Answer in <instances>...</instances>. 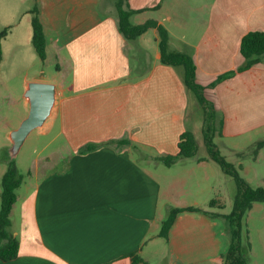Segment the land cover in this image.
Here are the masks:
<instances>
[{
	"label": "crops",
	"instance_id": "1",
	"mask_svg": "<svg viewBox=\"0 0 264 264\" xmlns=\"http://www.w3.org/2000/svg\"><path fill=\"white\" fill-rule=\"evenodd\" d=\"M129 7L141 11L134 25L153 20L169 31L170 50L192 56L203 86L242 66L243 37L264 32V0H130ZM35 8L46 37L43 63L56 64L53 75L27 67L31 59L41 62L32 44ZM0 21L9 30L1 62L10 60L14 75L25 77L14 118L0 110L9 133L0 151L11 147V133L29 114L28 85L53 84L57 93L39 134L32 141L31 133L18 153L28 140L31 147L43 144L16 191L11 220L18 256L0 264H132L133 254L148 264H223L231 241L217 188L232 177L194 129L199 102L184 69L162 64L158 31L127 40L111 0H0ZM205 96L222 120L217 138L264 126V57ZM187 129L198 143L195 158L171 167L153 160L177 155ZM93 145L102 146L85 149ZM224 146L242 169L238 146ZM1 195L2 189L0 207ZM173 207L204 212L178 214L166 239L162 223ZM248 224L251 264H264V203L254 204Z\"/></svg>",
	"mask_w": 264,
	"mask_h": 264
},
{
	"label": "trees",
	"instance_id": "2",
	"mask_svg": "<svg viewBox=\"0 0 264 264\" xmlns=\"http://www.w3.org/2000/svg\"><path fill=\"white\" fill-rule=\"evenodd\" d=\"M129 0H117L116 9L118 14V28L122 35L129 41L137 40L148 30L155 28L159 36V49L161 52V62L164 65L183 68L184 80L187 88L191 90L204 112L207 114L206 130L204 132V142L210 158L216 162L220 168L231 176L237 185V192L233 200V209L230 214L223 215L226 220L227 232L230 236V246L223 255V264H251L252 245L250 241V229L248 224V215L255 203H264V188L251 185L245 180L236 167L229 163L218 150L214 142L215 136L219 133L221 136L222 120L219 118L215 105L207 100L205 91L217 87L222 82L235 77L238 73L247 71L260 63L264 57V32L252 31L246 34L241 42V55L244 64L234 71H230L218 76L207 86L200 85L196 81V65L192 56L170 50L172 37L169 31L156 21L150 20L141 25H134L132 17L141 12L132 10L128 4ZM33 20V47L42 62L46 60V37L43 26L37 15L36 8L32 11ZM9 30L0 33V63L2 61V41L7 36ZM218 122V123H217ZM122 144H130L128 141H122ZM264 143H259L256 148L246 153H241L240 157L245 155L258 154V150ZM102 145L88 146L86 150L100 148ZM179 152L177 155L156 156L154 161L171 167L177 163L195 158L198 154V143L194 132L187 129L182 135L178 144ZM8 158V157H7ZM9 160V159H8ZM241 169V166H238ZM24 176L18 169L14 161L8 162V167L2 177V195L0 207V259L4 262L12 261L18 256L19 242L12 233L11 214L17 201V189L22 185ZM212 201L211 205H215ZM182 212H204L199 208H171L165 220L162 223L160 236L168 238L169 231L174 224L178 214ZM132 264H148L140 256L131 255Z\"/></svg>",
	"mask_w": 264,
	"mask_h": 264
},
{
	"label": "rangeland",
	"instance_id": "3",
	"mask_svg": "<svg viewBox=\"0 0 264 264\" xmlns=\"http://www.w3.org/2000/svg\"><path fill=\"white\" fill-rule=\"evenodd\" d=\"M114 1L115 3L117 0H111ZM130 3V0L128 1V4ZM140 13V12H139ZM138 14V13H137ZM136 15V14H135ZM8 30L4 25H2L0 21V33L3 31ZM9 33V31H8ZM8 35V34H7ZM25 55V54H24ZM35 57L37 58L36 61H39V58L36 54H34ZM42 62V61H41ZM39 63V62H33V60H29L28 63V68L30 69L32 67L33 71H39V70H45L48 75H53L56 74L57 68L56 64L52 61H49L47 64L45 63ZM37 63V64H36ZM14 69V63L9 60H5L4 62L0 63V110L3 112V114H8L10 117L14 118L13 116L15 115V112L17 110V105L18 101L20 99L23 100V94L24 92L22 91V86H23V81L25 77H17L18 75H14L13 70ZM13 73V74H12ZM33 74V72H31ZM18 74V73H17ZM65 77L67 78V73L64 72ZM53 79V77H51ZM60 77H58L59 80ZM11 84V91L7 89V83ZM6 83V85H5ZM200 106V104H199ZM200 111V112H199ZM196 111L198 117V126H194V129L198 134H200L203 137V142H204V132L207 128L205 119L207 118V114L204 112L203 108L200 106V110ZM196 115V117H197ZM1 124V123H0ZM243 130L245 131L242 135H239L238 137L235 138H214V142L216 143L218 150L220 151V154L231 164H233L240 175L245 179V180H250L251 184L253 186H260L264 188V144L263 146L258 150V155H249L240 157L241 153H246L248 151H251L252 149L256 148V146L259 143H264V126H249V127H244ZM40 132V128L36 129L35 131L32 132L31 138L33 141V137H37V135ZM8 135L9 133L6 130H3L1 125H0V146L1 144H9L8 140ZM31 140H28L22 149L20 155H18L17 158L12 160L9 158V147H5L0 151V165L1 167L5 168L7 170L8 167V162L9 161H14L17 166L20 165V172L23 174L25 181L28 179V175L25 172L26 167L32 165V161L30 159L32 155V152H35V150L42 149V142H38L37 146L31 147ZM33 143V142H32ZM224 144H228L229 146H238V152L236 153L238 160L242 163V169H239L238 166L233 162L231 159V156L227 154L226 152V147ZM205 145V142H204ZM233 148V147H230ZM250 149V150H249ZM8 157V158H7ZM9 159V160H8ZM229 179V182L227 181H218L220 183L217 188V194H222L225 199V208L222 209L223 212L230 214L232 209H233V199L234 196L236 195L237 192V185L236 182L233 178H227ZM1 181L0 180V189H2L1 186ZM231 181V182H230ZM218 208H212V210L217 211ZM260 212L258 210H255L253 212V216H258ZM259 228H262L261 225L259 224ZM254 234H255V229Z\"/></svg>",
	"mask_w": 264,
	"mask_h": 264
},
{
	"label": "water",
	"instance_id": "4",
	"mask_svg": "<svg viewBox=\"0 0 264 264\" xmlns=\"http://www.w3.org/2000/svg\"><path fill=\"white\" fill-rule=\"evenodd\" d=\"M24 97L30 104L28 116L20 126L11 133L12 145L9 156L14 160L28 136L41 128L54 107L57 93L53 84L33 82L28 85Z\"/></svg>",
	"mask_w": 264,
	"mask_h": 264
}]
</instances>
